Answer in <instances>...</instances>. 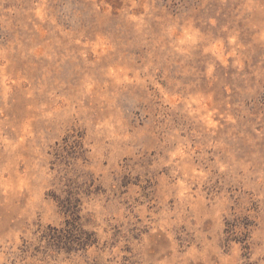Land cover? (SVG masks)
<instances>
[{"label":"rangeland","instance_id":"obj_1","mask_svg":"<svg viewBox=\"0 0 264 264\" xmlns=\"http://www.w3.org/2000/svg\"><path fill=\"white\" fill-rule=\"evenodd\" d=\"M0 264H264V0H0Z\"/></svg>","mask_w":264,"mask_h":264},{"label":"trees","instance_id":"obj_2","mask_svg":"<svg viewBox=\"0 0 264 264\" xmlns=\"http://www.w3.org/2000/svg\"><path fill=\"white\" fill-rule=\"evenodd\" d=\"M66 229H61L58 231V235L56 236L59 239H70L73 240L74 238H76V230H78V221L76 220V218H72V220L68 219L66 220ZM69 240V241H70Z\"/></svg>","mask_w":264,"mask_h":264}]
</instances>
